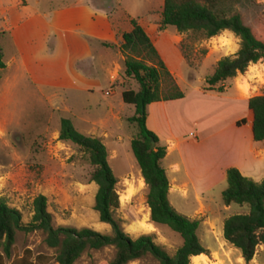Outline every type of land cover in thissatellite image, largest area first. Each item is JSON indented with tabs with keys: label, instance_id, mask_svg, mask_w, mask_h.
Returning a JSON list of instances; mask_svg holds the SVG:
<instances>
[{
	"label": "rangeland",
	"instance_id": "rangeland-1",
	"mask_svg": "<svg viewBox=\"0 0 264 264\" xmlns=\"http://www.w3.org/2000/svg\"><path fill=\"white\" fill-rule=\"evenodd\" d=\"M79 1L0 0V29L6 33L1 41L5 63L16 55L12 31L23 30L28 41L30 32L43 27L35 20L38 14H47ZM98 2L109 11L114 29L120 36L132 31L131 20L139 22L174 71L172 75L188 99L187 107L181 105L178 109L191 110L204 128H210L207 135L212 134L213 128L225 129L230 144L229 160L241 164L247 159V174L243 175L261 183L264 180V143H255L249 138L252 113L247 101L264 95V62L251 65L246 73L225 82L224 93L205 92L206 81L213 75L217 63L240 50L239 38L224 32L216 38L206 39L201 34H181L174 27L162 32L164 0ZM227 3L233 13L241 15L243 23L254 35L264 41V0H227ZM8 16L11 18L9 31L5 21ZM182 43L187 46L192 66L187 64L180 51ZM91 44L97 57L93 77L72 80L67 75L68 72L73 75L77 69L76 59L81 53L78 45L59 43L55 52L49 50L47 53L42 50L41 41L29 45L27 50L38 85L20 69V62L1 72L0 90H8V96L5 99L0 96V198L22 213L24 224L32 221L35 199L45 196L57 226L112 233L111 226L101 223L94 209L98 187L92 181L94 168L89 156L72 142L60 140L61 122L69 119L80 133L101 139L107 148L109 164L119 180L120 207L115 216L124 231L133 239L152 235L155 242L173 257L183 245V239L169 227L152 223L149 188L131 147L132 140L138 136V128L129 119L136 109L124 103L123 92L139 91V85L127 78L125 71L115 74L117 84L112 83L109 68L116 58L115 51ZM106 54H110L107 59ZM206 111L210 112L208 121L203 120ZM184 120L189 123L186 118ZM235 120H245L246 124L236 128ZM184 154L191 162L199 163V149L190 148ZM179 155L181 153H176L172 158ZM227 187L225 180L204 196H192L187 201L173 197L179 213L202 220L198 236L209 255L192 259V264H246L241 252L225 240L224 224L234 215L248 214L250 209L236 204L226 207L222 195ZM45 239L42 232H18L13 258L7 260V264H13L16 256L33 262L38 255L53 257L56 251L47 246ZM116 253L114 247L88 250L76 264H109ZM50 264L57 263L51 261ZM130 264L160 263L148 255ZM250 264H264V245L259 247Z\"/></svg>",
	"mask_w": 264,
	"mask_h": 264
},
{
	"label": "trees",
	"instance_id": "trees-1",
	"mask_svg": "<svg viewBox=\"0 0 264 264\" xmlns=\"http://www.w3.org/2000/svg\"><path fill=\"white\" fill-rule=\"evenodd\" d=\"M132 31L121 35L120 50L125 57V76L139 85V91L126 90L123 101L135 107V114L129 122L138 128V136L131 147L149 188L148 205L152 223L167 226L183 239V245L171 257L152 235L133 239L127 234L116 211L120 207L117 189L119 180L109 164V154L103 141L80 133L69 119L61 122L60 140L72 142L89 156L94 168L92 181L97 185L95 211L100 222L111 226V234H102L90 228L57 226L48 210V200L39 196L34 201V215L29 224L23 223L22 213L11 208L0 198V264H7L13 258L18 232L31 234L42 232L46 235L47 246L55 250L53 257L38 255L36 261L17 258L13 264H76L88 250H102L114 247L116 257L109 264H130L148 255L160 264H192V259L209 255L198 236L202 224L200 219H192L179 213L169 200L170 181L163 162L167 148L160 138L147 126L148 107L154 103L170 102L185 98L166 63L153 44L150 35L137 20H131ZM174 27L181 34H201L206 39L216 38L230 32L240 39V50L232 57H224L207 81L205 92L224 93L223 84L247 72L251 65L264 62V41L258 39L247 27L240 14L233 13L227 0H164V10L160 23L163 32ZM4 32L0 29V77L6 68L1 41ZM116 47L115 45H107ZM180 51L187 64L191 56L186 44ZM192 66V65H191ZM252 113V134L255 143H264V95L253 97L248 102ZM245 120L237 122L241 127ZM251 134V133H250ZM156 149L152 150V143ZM228 187L223 192L226 207L233 204L248 206V214L234 215L224 224V238L238 249L246 264H250L260 246L264 245V180L261 183L244 176L238 168L227 170Z\"/></svg>",
	"mask_w": 264,
	"mask_h": 264
},
{
	"label": "crops",
	"instance_id": "crops-1",
	"mask_svg": "<svg viewBox=\"0 0 264 264\" xmlns=\"http://www.w3.org/2000/svg\"><path fill=\"white\" fill-rule=\"evenodd\" d=\"M36 18L35 20L43 27L30 32L31 37L29 36L28 41L23 30L11 32L16 55L10 62L5 63L4 70L10 69L14 64L20 62V69L29 76L32 83L38 85L37 75L33 71L34 65L32 66L27 50L35 42L41 41L42 50L47 53L49 50L55 52L56 44L59 43L67 46L78 45L81 48V53L76 59L77 69L73 75L69 72L67 75L72 80L93 77L97 57L91 50L92 42L99 44L104 50L115 51L116 58L112 60L109 69H111V82L117 84V81L114 80L115 74L125 71L124 59L120 50L121 36L114 29L109 11L100 5L98 0H81L74 5L47 14H38ZM10 19L9 16L5 18L8 31L11 26ZM2 31L5 35V31ZM109 56L110 54H106L105 58L107 59ZM162 59L164 60L163 57ZM166 65L171 73L175 74L167 63ZM7 94L8 90L4 92L0 90V96H3L4 99L5 96H8ZM187 100L185 96L181 100L154 103L148 107L147 126L160 138L161 145L168 149L163 165L170 181L169 200L175 209L173 197L175 200L187 201L192 196L209 194L219 184L227 180V170L230 168H238L242 174H247V159L244 158L245 160L241 164L229 160L230 144L226 140L225 129L213 128L212 134L207 135L210 128H204L191 110L178 109L181 105L185 107ZM184 118L188 120L189 125L184 123ZM209 118L210 112H204L203 120L208 121ZM237 122L239 121L235 120L233 125L236 128H241L237 126ZM251 135H253L252 129L249 131V138L253 141ZM190 148H197L200 151L197 165L184 154ZM176 153H181L180 159H178L179 157L172 158Z\"/></svg>",
	"mask_w": 264,
	"mask_h": 264
},
{
	"label": "bare ground",
	"instance_id": "bare-ground-1",
	"mask_svg": "<svg viewBox=\"0 0 264 264\" xmlns=\"http://www.w3.org/2000/svg\"><path fill=\"white\" fill-rule=\"evenodd\" d=\"M231 46H232V44H231ZM247 102H249V101H247ZM199 258H205V255H201V256L195 257L194 259H199Z\"/></svg>",
	"mask_w": 264,
	"mask_h": 264
},
{
	"label": "water",
	"instance_id": "water-1",
	"mask_svg": "<svg viewBox=\"0 0 264 264\" xmlns=\"http://www.w3.org/2000/svg\"><path fill=\"white\" fill-rule=\"evenodd\" d=\"M151 148H152V150H155L156 149V143L153 142Z\"/></svg>",
	"mask_w": 264,
	"mask_h": 264
}]
</instances>
